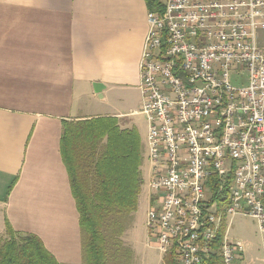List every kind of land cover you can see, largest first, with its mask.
Listing matches in <instances>:
<instances>
[{
    "label": "built area",
    "instance_id": "2783aa9c",
    "mask_svg": "<svg viewBox=\"0 0 264 264\" xmlns=\"http://www.w3.org/2000/svg\"><path fill=\"white\" fill-rule=\"evenodd\" d=\"M161 2V13L147 12L140 61L157 201L147 226L161 255L178 233L177 264H200L216 244L215 222H224L220 256L232 264L246 248L228 237L231 218L251 217L264 232V0ZM231 169L238 180L223 191ZM216 206L225 220L215 221Z\"/></svg>",
    "mask_w": 264,
    "mask_h": 264
},
{
    "label": "crops",
    "instance_id": "0c3cea01",
    "mask_svg": "<svg viewBox=\"0 0 264 264\" xmlns=\"http://www.w3.org/2000/svg\"><path fill=\"white\" fill-rule=\"evenodd\" d=\"M147 12L146 0H0V235L8 223L59 264H82L63 124L110 116L134 125Z\"/></svg>",
    "mask_w": 264,
    "mask_h": 264
},
{
    "label": "trees",
    "instance_id": "16d2710c",
    "mask_svg": "<svg viewBox=\"0 0 264 264\" xmlns=\"http://www.w3.org/2000/svg\"><path fill=\"white\" fill-rule=\"evenodd\" d=\"M146 4L148 11H163L161 0ZM60 149L79 214L82 264H127L131 248L122 236L137 209L143 183L137 130L121 127L110 116L66 121ZM221 239L220 232L216 248ZM174 252H166L162 264H177ZM0 264L59 263L36 235L16 232L6 223L0 235ZM200 264L224 262L212 250Z\"/></svg>",
    "mask_w": 264,
    "mask_h": 264
},
{
    "label": "rangeland",
    "instance_id": "374dc122",
    "mask_svg": "<svg viewBox=\"0 0 264 264\" xmlns=\"http://www.w3.org/2000/svg\"><path fill=\"white\" fill-rule=\"evenodd\" d=\"M257 37L258 42L264 44V30H258ZM245 83V81L238 82L239 85H244ZM119 121L118 123L120 124ZM132 121L134 125H131V127H135L137 130L142 144L141 173L142 171L147 172L149 162L148 146L147 139L144 138L146 133L148 134L149 129L147 116L143 112H139L132 116ZM148 181V176L145 175L139 194V197L143 194L145 199L133 213V219L131 218V222L122 236L124 243L131 248V255L127 264H162L163 256L166 255H161L156 248L154 234L147 226V212L149 210L147 205L149 204L146 196L148 195L150 204H157L154 192L148 187ZM146 190L147 195L144 193ZM228 237L241 241L247 248L232 264H264V232L260 231L256 220L243 215L233 216L228 229ZM169 251H172V249Z\"/></svg>",
    "mask_w": 264,
    "mask_h": 264
},
{
    "label": "bare ground",
    "instance_id": "6f19581e",
    "mask_svg": "<svg viewBox=\"0 0 264 264\" xmlns=\"http://www.w3.org/2000/svg\"><path fill=\"white\" fill-rule=\"evenodd\" d=\"M238 180V169H231V172L227 174V177L224 178L223 191H233V183ZM216 201H225V194H216ZM225 220V206H216L215 208V221ZM222 233V238L224 233H226V226L224 222H215V229L212 231V243H216L218 236ZM169 243L176 255H179V240L178 233H170ZM212 250L217 252L219 255H222V246L212 247ZM169 251V250H168Z\"/></svg>",
    "mask_w": 264,
    "mask_h": 264
}]
</instances>
